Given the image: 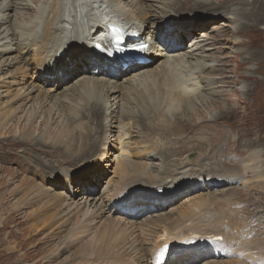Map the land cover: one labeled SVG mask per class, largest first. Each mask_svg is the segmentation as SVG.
I'll return each mask as SVG.
<instances>
[{"label": "rangeland", "instance_id": "rangeland-1", "mask_svg": "<svg viewBox=\"0 0 264 264\" xmlns=\"http://www.w3.org/2000/svg\"><path fill=\"white\" fill-rule=\"evenodd\" d=\"M218 1H224V5L227 4V10L236 13L239 20L236 23L226 22L229 24L227 27L221 26L224 23H219L224 22L222 19L214 24L208 23L199 35L205 40L207 37L214 38L223 30L224 33L232 31V34H239L238 38H231V35L226 33V38L221 39L222 43L219 46L222 49L209 53L210 56L216 59V69L219 70L209 76L211 79L214 77L216 83L219 82L217 84L219 86L222 85L221 82L224 83L222 85L224 92L221 97L214 98L216 104H212V108L207 103L205 105L192 104L194 107L192 111L188 112L187 118H189L191 112L192 114L198 112L194 118L192 116L193 119L190 118L193 120V125L190 121L185 122V118L179 117L183 121L180 122V126L185 125L182 123H188L187 126L180 127L179 130L176 128V132L179 131L182 133L181 135L186 136V140L189 142L185 146V153L182 151V146L176 142L177 137L173 140L170 138L171 143L168 144V147H165L164 143L166 141L162 140L161 142V139L155 135L148 136L154 128L145 127V122H142L144 128L138 132V136L134 138L130 147L131 161L135 165L130 167L129 172L135 171L137 173L147 167L146 161H148L147 157L150 151L145 149L144 143L146 141L158 142L162 152L161 159L166 156V152L171 155V158H168L171 161L170 170H173L172 166L175 160L181 163V165H177L176 169L183 167L184 163L182 161H184L188 163L189 169L194 171L226 168L222 173L227 171L231 176L234 171L235 174H243L241 170H237V165L242 164L241 162H248L250 154L257 153L260 159L264 160V0H254V2L253 0ZM220 7L224 8V6ZM202 9L203 7L194 5L190 7L187 4L168 12H160L163 15L161 21H165L166 18L170 19L173 16L178 19L184 16L190 17L185 20V26H179L180 23L176 25L177 30H181L180 36L184 37L182 50H186L190 45L189 42L198 35V32L194 30L195 26L215 18L210 15L204 17L207 16V13H203ZM204 10L207 9L204 8ZM222 11L226 12V10ZM220 14L221 10L218 11V15ZM11 15L13 21L14 13L11 12ZM235 25L241 27L240 33L234 31ZM175 28L165 27V30L173 34ZM185 37H187L186 40ZM166 41L169 43V40ZM35 51L36 49L34 50V56L37 55ZM130 57H133L131 59L135 58L134 56ZM34 59L35 57L32 58V60ZM208 60L213 59L209 57ZM219 60L223 62L222 65ZM24 65L20 63L10 66L7 70L0 69V222L6 219V211L16 209L18 203L32 201L33 204L14 212L18 213L19 217L8 223L6 228H0V264H46L44 263L46 258L54 253L58 245L61 242L70 240H77V242L50 264H83V261H85L84 264H111L108 258L105 259L100 254L97 257L94 255L86 256L90 245L95 244L96 250H99L98 252H101L103 246H115L116 236L108 237L107 234L103 236L106 233L105 226L109 224V218L113 224L117 225L113 228L115 233L125 231L127 235L131 234V238L137 240L138 247L144 245L147 251L154 252L156 242L161 241L163 230L161 228L162 224L156 222L159 217H154L152 223L149 214L153 212L162 214V216H165L161 222L163 223L167 218L173 219L178 213H184L186 210L196 207L194 205L195 201L200 197L205 200L204 206L197 205V207L203 210L204 214L213 216V213H220V210H222V213L237 214L236 219L239 224L247 222L249 227L244 225L230 227L228 231L231 233L236 232V230L246 232V235L244 234L242 238V240L247 241L246 245L260 248L257 249L254 260L258 262L261 260L259 263L264 261V190L259 188V184L262 183L261 178L257 180V178L250 177L252 174H248L247 177L244 174V179L228 180L223 187L214 189L212 191L214 193L204 189L198 182H191L192 178L190 177L179 179L173 184L168 183L166 180L163 186L173 187L179 183L184 184L183 187L177 188L173 192L163 193L162 195H153L145 191L138 192L142 189L155 190L156 187H153L148 180L140 181V176L137 182L133 178L132 180H122V172H119L117 162H114V156L111 155L113 152H117L116 149H120V146L113 134L110 135V139L105 137L106 132L110 134L113 131L112 127L116 126V120L119 119L118 123L123 121V115L118 112L120 108L118 107L112 112L110 117L111 128L106 127L104 125L105 114L103 109L95 106L97 104L95 98L99 90L86 89L83 98H80L78 93L72 101L73 105L68 106L69 108L66 105L64 108V112L69 109L68 112L71 114L65 120V124L68 123L67 125L63 124L62 118L57 122L53 120L52 123L47 124L48 119L50 120V114L53 115L55 112V109H52L53 99L49 97L54 95L63 97L66 93L65 90H71L70 93L77 92L78 86H75V84L78 85L81 79L89 76L81 71L82 67L76 68L78 66H74L70 68H75L73 71H66L58 78L52 77L50 84L43 81V79H39L40 70H37L34 65L23 73L22 66ZM223 69L226 70L227 76L222 74ZM131 76L121 77L119 83H123L125 79ZM217 78L219 81H217ZM227 78L228 86L225 84ZM31 89L32 91L29 93ZM45 102L47 103L43 106ZM120 102L119 97L118 105ZM143 102H148V100L145 99ZM31 105L32 109H29ZM57 111L59 112V109ZM221 111L224 113L221 114ZM212 112L213 114L219 112V115H223L216 119H220L218 124L209 123L210 119H206L207 121L202 120L203 117H207ZM36 113L37 116L41 115L42 117L35 120L33 126L29 128L26 118ZM80 120L83 123L77 127L75 123ZM225 123H229V125H225ZM32 132L35 133V136L39 135L43 139H49V144L30 143L33 149L30 146L20 147L19 149L20 144L14 142V140L19 141L17 139L19 133L25 136ZM215 133H218L217 136H214ZM60 135L77 139V150L82 149L81 151L86 154V157L83 160L75 161L71 156L63 154V150L56 149L53 138L56 137L54 139H57ZM14 145L17 146L14 147ZM220 146L224 149L220 150ZM227 146L230 147L226 149ZM211 157L215 159L211 160ZM154 163L158 164L159 161L156 160ZM250 164L252 163L250 162ZM259 167L263 172V164ZM64 174L76 185L73 186L72 182L69 183L63 177ZM157 174H161V172L153 171V179L150 181H156L157 177L155 176ZM22 180L29 184V188L19 195L10 193V191L16 192ZM79 181L80 184L77 183ZM251 185L257 186L252 188ZM51 187H55L56 190L50 191ZM121 190L125 193L130 192V194L134 191L140 193L138 196L148 198L147 200L144 199L143 202L149 204L150 207L146 205L133 214L127 213L128 215L121 211H112L114 214L110 216L105 214L107 216H101L93 225H90L86 234L76 236L77 231L83 227L85 222L83 214L87 207L84 206L86 199H83V196L91 195L99 201L98 204L104 203V206L109 207L110 204L112 206L113 202L111 200L114 196L112 193ZM219 192H225L229 198V203L225 198H217ZM101 196L107 198V201L102 202V200H99ZM57 198L68 199L67 201L71 204L70 210H65L64 206L55 205ZM93 203L91 202L92 206ZM208 208L209 212L205 213L204 210ZM138 214L139 216L136 217L135 215ZM248 219L252 220L248 221ZM251 221L257 223L258 229H255L249 223ZM100 233L102 235H99ZM199 235L206 236V234ZM97 236L102 237L97 239ZM47 237H51V239H47ZM195 239V235L188 232L184 237L173 241H185L184 243L191 244ZM197 241L199 240L197 239ZM227 242L230 241L217 242V244L223 246V248L219 247L218 249L214 247L213 242L210 246L206 245L211 248L209 250H215V254H218V251L221 250V254L214 257V254L210 252L209 258L207 256L200 257L191 264H209L214 260L217 263H223L243 259L244 256H239L237 253L235 255L228 254L226 250H229V248L225 245ZM170 247L172 250L179 249L178 244ZM119 250L120 247H116L115 251ZM123 250H120V252ZM176 251L182 252L180 249ZM183 251L185 252L181 253L182 255L179 258L193 256L191 253L194 252V249ZM150 254L148 253L146 256L141 254L137 257L131 256V258L127 256L123 260L129 259L135 264H145L143 259H147L146 263L152 264V262L150 263L152 254Z\"/></svg>", "mask_w": 264, "mask_h": 264}, {"label": "bare ground", "instance_id": "bare-ground-1", "mask_svg": "<svg viewBox=\"0 0 264 264\" xmlns=\"http://www.w3.org/2000/svg\"><path fill=\"white\" fill-rule=\"evenodd\" d=\"M224 3V1L218 0H0V59H2L0 61V69L7 70L10 66L23 63L25 65L22 66V71L25 73V70H29L34 65L37 70H40L39 79L51 84L52 77L58 78L66 71L71 72L75 69H70L71 67H82L81 71L89 77H84L79 81L78 85L75 84V86H78L77 92L70 93L71 90H65L66 93L63 97L57 95L49 97L53 99L52 109H55V112L53 115L50 114V120L48 119L47 124L52 123L53 120L57 122L60 118L65 124L66 118L71 116L68 112L69 109L64 112L66 105L67 107L72 106V101L78 93L79 97L83 98L87 91L86 89L99 90L95 98L97 103L95 106H99L104 111V125L111 128L110 117L116 108L119 107L118 112L123 115V121L118 123L119 119L116 120V126L112 127L113 131L110 134L107 132L105 134L108 139L113 134L120 146V149H116L117 152H113L111 155L114 156V162H117L119 172H122L121 179L132 180L133 178L137 182L140 176V181L148 180L153 187H156L155 190L142 189L138 190V192L145 191L153 195L173 192L175 189L183 187L184 184L179 183L173 187L163 186L165 181L167 180L168 183L173 184L177 180L186 177L192 178L191 182H198L204 189L212 192L214 189L223 187L228 180H241L247 177L248 174H252L250 177L257 178V180L261 178L262 183L259 184V188L264 190V171L262 172L261 167H259L262 164L264 166V160L260 159L257 153L250 154L248 162H241L242 164L237 165V170H241L243 174H235L234 171V174L230 176L226 171L228 176L226 173H222L226 168L194 171L189 169L188 163L184 161H182L184 163L183 167L176 169L177 165H181V163L175 160L173 161V170H170L171 161L168 158H171V155L166 152V156L161 159L162 152L158 142L150 141V143L146 141L144 143L145 149L150 151L147 157L148 161H146L147 167L137 173L135 171L129 172L130 167L135 165L131 161L130 147L134 138L138 136V132L144 128L142 122H145V127L154 128L149 132L148 136L155 135L161 139V142L162 140L166 141L164 143L165 147H168V144L171 143L170 138L173 140V138L177 137L176 142L182 146V151L185 153V146L189 142H187L186 136L181 135L182 133L179 131L176 132V128L179 130L180 127L187 126L188 123H182L185 125L180 126V122L183 121L179 117L185 118V122L190 121L191 125H193L192 119L198 112L193 114L191 112L189 118H187L188 112L192 111L194 107L192 104L205 105L207 103L212 108L211 105L216 104L214 98L221 97L224 92L222 87L224 83L220 81L222 85L219 86L217 85L219 82L216 83V79L214 77L211 79L209 76L219 71L216 69V59L210 56L211 54L209 53L222 49L219 46L222 43L221 39L226 38V33H229L231 38H238L239 34H232V31L224 33L223 30L222 33L220 32L221 35L217 34L214 38L207 37L205 40L199 35L200 31L208 23L214 24L222 19L224 22L219 23H224L221 26L227 27L229 26L228 23H236L239 20V16L230 12L229 9L227 10V4L224 5ZM187 4L190 7L193 5L203 7V13H207V16L203 14L204 17L210 15L215 18L195 26L194 30L198 32V35L189 42L190 45L186 50H182L184 37L180 36L181 30H177L176 25L180 23L179 26H185V20L190 17L184 16L178 19L173 16L170 19L166 18L165 21H161L163 19L161 13ZM220 6H224V8L222 9ZM204 8L207 10H204ZM220 10L221 14L218 15ZM222 10H226V12L224 13ZM11 12L14 13L13 21L11 20ZM165 27L176 28L173 34H170L171 32L165 30ZM110 28H116V30L112 31ZM241 30V27L235 25L234 31L236 33H240ZM166 40H169V43ZM98 45L99 47H97ZM133 45H147L143 49L137 50L139 58L131 59L133 57L125 56L128 53L127 50L123 53L117 52V50H123ZM35 49L36 56H34ZM33 57H35L34 60H32ZM209 57L213 60H208ZM219 63L223 64L220 60ZM225 71L223 69L222 74L227 76ZM79 74L81 75V73ZM125 75L132 76L125 79L123 83H119V79ZM217 81H219L218 78ZM225 84L228 86V78ZM31 91L32 89L29 90V93ZM119 97L121 102L118 105ZM145 99L148 102H143ZM30 108L32 109V105ZM58 109L59 112L57 111ZM222 112L220 113L223 114L224 112ZM222 116L219 115V112L217 114L212 112L207 117L202 115V120L210 119L209 123L218 124L220 119H216ZM41 117V115L37 116V113L28 116L26 118L28 127L31 128L35 120ZM82 123L83 121L80 120L76 121L75 124L78 127ZM225 125H229V123H225ZM33 132L25 136L19 133L17 136L19 141L14 140L15 143L20 144L19 149L20 147L30 146V143L49 144V139H43L39 135L35 136ZM217 134L215 133L214 136H217ZM54 138L55 148L63 150V154L71 156L75 161L83 160L86 157V154L81 151L82 149L77 150V139L62 135L57 139ZM16 146L14 145V147ZM30 147L33 149L32 146ZM229 147L227 146L226 149ZM219 148L220 150L224 149L222 146ZM212 159L215 158L211 157ZM156 160L159 161L158 164L154 163ZM153 171L161 172V174L155 176L157 179L154 182L150 181L153 179ZM182 174L184 175L183 177ZM244 174H246L245 177L243 176ZM63 177L69 183L72 182L73 186L76 185L66 174ZM224 177L226 178L224 179ZM77 183L80 184V181ZM251 186L253 188L257 185ZM28 188L29 184L22 180L16 192L10 191V193L19 195ZM54 190H56L55 187L50 188V191ZM138 192L134 191L132 194L127 192V194L121 190L112 193L114 195L111 199L113 202L112 206L110 204L109 207L104 206V203L98 204L99 201L91 195H84L83 199H86L84 206L87 207L83 214L85 222L83 227L77 231L76 236L86 234L90 225H93L101 216H107L105 214L109 216L114 214L112 211H121L128 215L127 213L133 214L146 205L150 207L149 204L143 202L144 199L147 200L148 198L138 196L140 194ZM221 197L225 198L229 203V198L225 192L217 193V198ZM213 199L215 200L216 198L214 197ZM67 200L57 198L55 205L64 206L65 210H70L71 204ZM99 200L103 202L107 201V198L105 199L101 196ZM91 202L96 203L97 206L94 203L92 206ZM204 202V198H198L194 204L196 207L191 210L188 209L184 213H178L173 219L167 218L163 223L161 222L165 216H162V214H156V212L149 214L151 222L154 217H159L156 222L162 224L161 228L163 230L161 241L156 242L154 252L151 250L147 251L144 245L138 247L137 240L131 238V234L127 235L125 231L115 233L113 228L117 225L113 224L109 218V224L104 225L106 233L103 236H106V234L108 237L116 236L115 246H103L101 247V252H98L99 250H96L95 244L90 245L86 256L94 255L97 257L100 254L103 258H108L111 264H135L129 259L123 260L124 257H137L141 254L146 256V254L151 253L152 260L150 263L152 262V264H191L200 257L207 256L209 258L210 252L214 254V257L219 256L221 250L218 251V254H215V250H209L211 248L206 245L210 246L213 242L215 248H223L217 242L229 240L230 242L225 243L230 250H226L228 254L235 255L237 253V255H242L244 258L239 261H225L223 263H217L214 260L209 264H264V261L259 263L261 260L259 262L254 260L256 257L255 253L260 248L246 245L247 241L242 240L246 232L236 230V232L231 233L228 231L230 227H240L242 225L249 227L248 223L239 224L236 219L238 217L237 214L222 213L220 209V213H213V216H208L197 207V205L204 206ZM32 204V201L18 203L16 209L9 212L6 211V219L1 220L0 228H6L8 223L19 217V214L14 212ZM245 206L247 208L246 203ZM204 211L208 213L209 208ZM139 214L135 216L138 217ZM250 220L252 219H248V221ZM253 221L249 223L255 229H258L259 226ZM188 232L196 237L191 244L184 243L185 241H173L184 237ZM199 234H206V236ZM99 235H102V233ZM101 237L97 236V239ZM47 239H51V237H47ZM76 242L77 240L61 242L54 253L46 258L44 263L50 264L66 249L75 245ZM175 244L179 245V249L182 252L176 251L179 250L178 248L171 249L170 246ZM116 247L124 250L121 252L120 250L115 251ZM186 249H194V252L191 253L193 258L189 256L179 258L182 255L181 253L185 252L183 250ZM163 254L166 255L164 256ZM146 260L143 259V262L148 264ZM83 262L85 263V261Z\"/></svg>", "mask_w": 264, "mask_h": 264}, {"label": "snow or ice", "instance_id": "snow-or-ice-1", "mask_svg": "<svg viewBox=\"0 0 264 264\" xmlns=\"http://www.w3.org/2000/svg\"><path fill=\"white\" fill-rule=\"evenodd\" d=\"M97 47H99V45Z\"/></svg>", "mask_w": 264, "mask_h": 264}, {"label": "trees", "instance_id": "trees-1", "mask_svg": "<svg viewBox=\"0 0 264 264\" xmlns=\"http://www.w3.org/2000/svg\"><path fill=\"white\" fill-rule=\"evenodd\" d=\"M185 40H186V38H185Z\"/></svg>", "mask_w": 264, "mask_h": 264}]
</instances>
